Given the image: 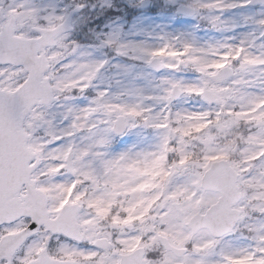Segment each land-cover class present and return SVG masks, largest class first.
I'll return each instance as SVG.
<instances>
[{
	"label": "snow or ice",
	"instance_id": "6c2138e0",
	"mask_svg": "<svg viewBox=\"0 0 264 264\" xmlns=\"http://www.w3.org/2000/svg\"><path fill=\"white\" fill-rule=\"evenodd\" d=\"M129 3L0 0V264H264V0Z\"/></svg>",
	"mask_w": 264,
	"mask_h": 264
},
{
	"label": "flooded vegetation",
	"instance_id": "af4514ba",
	"mask_svg": "<svg viewBox=\"0 0 264 264\" xmlns=\"http://www.w3.org/2000/svg\"><path fill=\"white\" fill-rule=\"evenodd\" d=\"M122 1L123 0H114V3L116 5V7H120V4H121ZM94 2H95V0H89V9H87V12H88V10L90 11L91 4L94 3ZM109 10H111V9H109ZM109 10L107 11L106 16L108 15ZM99 11H101V9L99 8V5H97L96 12H99ZM91 14L94 16L95 12H92ZM106 16L101 17V20L106 22ZM97 27L100 28V27H102V25H98ZM105 30H107V29H105Z\"/></svg>",
	"mask_w": 264,
	"mask_h": 264
},
{
	"label": "rangeland",
	"instance_id": "374dc122",
	"mask_svg": "<svg viewBox=\"0 0 264 264\" xmlns=\"http://www.w3.org/2000/svg\"><path fill=\"white\" fill-rule=\"evenodd\" d=\"M143 15H144V16H152V18L155 19V20H159V19H160L158 16H153V15L147 13L146 11H143ZM139 18H140V17H139V13H138V14H136V15L134 16V18L132 19L130 25H131L133 22H135V20H137V19H139ZM116 22H117V23H124V20H123V19H120L119 21H116ZM126 28H129V26H127Z\"/></svg>",
	"mask_w": 264,
	"mask_h": 264
}]
</instances>
